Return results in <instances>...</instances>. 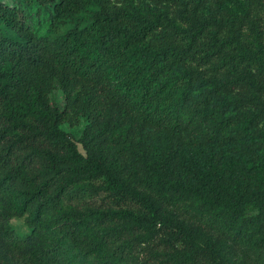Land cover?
<instances>
[{
    "label": "trees",
    "instance_id": "trees-1",
    "mask_svg": "<svg viewBox=\"0 0 264 264\" xmlns=\"http://www.w3.org/2000/svg\"><path fill=\"white\" fill-rule=\"evenodd\" d=\"M44 1L52 3V23L88 3L97 8L87 23L73 18L62 35L49 38L29 28L16 4L0 0V19L16 34L0 33V264H21L14 255L33 264H121L122 252L148 247L159 226L184 242L159 235L163 249L149 247L154 264H224L230 244L264 260V178L248 173L253 155L233 171L195 134L187 135L193 148L175 135L178 128L225 135L234 118L223 112L225 93L239 81L264 94V78L238 69L256 64L264 73L259 31L252 28L249 40L238 31L219 38L218 21L184 8L179 24L166 10ZM162 26L178 38L151 40ZM206 35V47L198 48ZM216 54L225 55L223 72L204 73L196 62ZM201 86L194 102L190 92ZM53 89L62 93L61 107L49 97ZM258 109L264 113V98ZM78 116L86 122L73 139L59 124ZM148 126L162 134L144 152ZM132 137L143 153L138 168L125 154ZM99 193L104 202L92 204ZM128 199L144 210L124 206ZM247 205L254 211L247 213ZM10 217H22L27 231H15ZM192 217L201 225L184 222Z\"/></svg>",
    "mask_w": 264,
    "mask_h": 264
},
{
    "label": "rangeland",
    "instance_id": "rangeland-1",
    "mask_svg": "<svg viewBox=\"0 0 264 264\" xmlns=\"http://www.w3.org/2000/svg\"><path fill=\"white\" fill-rule=\"evenodd\" d=\"M12 4H16L20 8L21 16L36 35H46L53 38L57 35H62L64 31L71 25L73 18L79 19L80 23H87L89 15L97 6L94 3H88L84 8L74 14L72 17L64 18V21L52 23L49 17L52 3L44 0H5ZM111 7H120L122 9L132 10L136 8L147 14L151 11L166 10L167 13L174 19L176 23L182 24L179 13L182 8L186 13L195 11L198 15L204 18H210L219 22L220 26L216 32V36L224 37L229 33L239 32L242 40H249L253 33L252 28L259 31V35L264 40V0H106ZM214 26L210 29V33ZM0 33L10 37H15L16 34L5 26L0 19ZM209 34V33H208ZM169 38H178L174 30L170 26H162L155 29L151 34L150 39L156 42L165 41ZM207 35L198 42V48L206 47ZM200 53V51H199ZM225 58L224 54H216L212 58L201 57L196 64L200 69L207 74L222 73L224 68L219 67L221 59ZM195 64V63H192ZM240 70H249L252 76L257 80H263L264 73L256 66V64H240ZM206 86L193 89L190 92L189 98L194 102L199 99L200 91ZM225 96L230 99V102L223 107L224 114H234V118L229 124L228 129L224 132L225 135L214 134L209 136L210 129L201 128L200 131H185L178 128L175 131L176 137L185 143L186 146L193 148V139H187V135L195 134L201 141L200 144L216 150L220 153L221 162L231 167L233 171L243 169L242 163L246 159L247 154H252L255 161V166L248 173L253 176L264 178V113L257 114L259 101L264 98V94L260 88L251 85L248 81H239L234 85L233 89L225 93ZM50 99L59 107L63 105L62 93L59 89H53L49 93ZM212 99L218 101L219 96L213 95ZM86 122V118L78 116L76 120L69 122L63 121L59 127L73 138L77 139L81 129ZM143 150L147 152L149 148L157 145V136H161L162 132L158 127H147L144 130ZM222 133V134H224ZM79 147V143H77ZM126 159L130 165L135 163L138 168L141 165V155L136 147L135 137L130 139V147L127 148ZM203 159V158H201ZM101 193L89 199L92 204L103 203L104 199ZM64 202H67L64 199ZM124 206L131 207L134 211H143L144 207L140 206L133 199H128ZM254 208L247 205L246 212L251 213ZM184 222L190 225L200 224L196 218H185ZM8 223L13 229L19 233L27 231L22 217H10ZM201 225V224H200ZM205 234L216 238L219 234L216 231L210 230L207 226L202 227ZM97 235L100 231L96 230ZM168 236L175 245H180L184 241L182 238H174L169 232L163 230L161 226L157 228L154 235L148 242V247L142 245H133L130 249H125L120 257L121 264H154L153 257L149 252V247L162 250L163 243L158 240V236ZM117 243V241L114 242ZM256 252L244 248L238 244H230L227 247L229 259L224 264H264L258 259ZM17 263L33 264L27 262L20 256H13ZM212 264V263H203Z\"/></svg>",
    "mask_w": 264,
    "mask_h": 264
}]
</instances>
